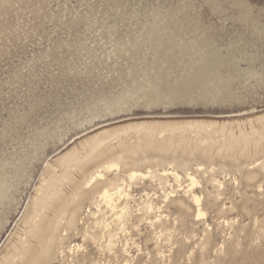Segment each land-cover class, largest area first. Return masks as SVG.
I'll list each match as a JSON object with an SVG mask.
<instances>
[{
	"label": "rangeland",
	"instance_id": "1",
	"mask_svg": "<svg viewBox=\"0 0 264 264\" xmlns=\"http://www.w3.org/2000/svg\"><path fill=\"white\" fill-rule=\"evenodd\" d=\"M62 208L40 264H264V0H0V264Z\"/></svg>",
	"mask_w": 264,
	"mask_h": 264
},
{
	"label": "bare ground",
	"instance_id": "2",
	"mask_svg": "<svg viewBox=\"0 0 264 264\" xmlns=\"http://www.w3.org/2000/svg\"><path fill=\"white\" fill-rule=\"evenodd\" d=\"M69 167H70L69 170H71V166H69ZM77 167H78V165H77ZM115 167H117V163L116 162L110 161V162L103 163L102 165L98 166L95 170H93V171L89 172L88 174H86L84 179H82V183H81L82 185H85L86 187L91 186L90 190L88 191V193H90L91 196L88 199L91 202V204L95 205V207L97 209H99V210H100L101 202L104 203V204L106 203L105 205H107V207H110L112 210H114L115 208H117V206H116L117 203L115 202L116 197H121V196H126L127 197L128 196V194L125 193L124 188H122V186L120 185L121 183H118V182L113 183L111 181L109 183H107V181L101 182V180L105 176V172L112 171V169H114ZM138 175L144 176L145 174L133 171V172H131L129 174V177H130V179H134L135 177L137 178ZM162 175L166 176L167 173L163 171ZM188 177H189V187H188L189 190H188V192L192 193V199L197 205V214L196 215H197V217L201 218V217H203L205 215L204 210L200 206L201 205V196L199 194L195 193L194 190H193L194 189L193 187H195L199 182H198V180H196V178L194 176H192L190 174L188 175ZM8 180H9V178H8ZM97 184L100 185V188H98ZM9 185H10V183H9ZM49 190H50V188H49ZM55 192H56V190L55 191L52 190V193H55ZM42 202H40V203H42ZM41 206H42V204H41ZM123 209H126V208L125 207L121 208L120 212L121 211L124 212ZM65 211H66V209L62 208L58 212H56L54 214L53 219H51V221H50L49 227L46 228L47 230L40 229L39 227L36 228V226L35 227L34 226L31 227L29 229V231H27V235L30 234L31 237L36 238V240L38 241L37 249H34V253H32V252H30L28 250V247H30V245L27 246V248L25 246L21 245L23 248L21 247L22 249L20 251H18L17 255H14V256L9 255V259H11V260L8 262V264L17 263V260L13 261V260H15L14 258H16V257H19L20 260H27L26 264H37V263H39L40 260H45V258H46V262H47V261H49V257H51V256H52V259H54L55 256L53 254H51V248H52L54 239L58 236L57 235V231L60 228L59 221L61 219H63ZM78 211L79 210H74V211L71 212L70 220H69L68 224L71 226L70 228H72V229L75 228V225L77 226V224H76L77 220H76L75 216L77 215ZM88 211H89V209H88ZM37 215L39 216V215H41V213H39ZM37 215H35L33 217V219ZM119 216H121V215L119 214ZM119 216H117V217H119ZM120 219H121V217H120ZM98 226L100 227V231L101 232H104V231L107 232L108 242L112 241L111 240L112 235H111L110 231H107V228L109 227V225L107 223L102 222L101 225H98ZM103 235H104V233H103ZM36 236H38V238ZM91 239H94V237L91 236ZM26 240H24L23 242L26 243L27 242ZM19 244H20V242H19ZM107 245H108V243H107ZM81 247H82V245H80V244H77V245L74 244L73 247L70 248L69 251H73L75 248H77V250H79ZM64 252H65L64 248H62L61 250L59 249V253H64ZM28 256L30 258H28ZM21 257H25V258L23 259Z\"/></svg>",
	"mask_w": 264,
	"mask_h": 264
}]
</instances>
